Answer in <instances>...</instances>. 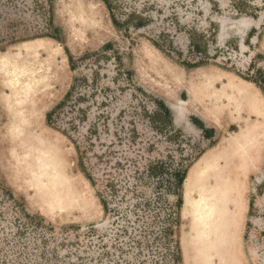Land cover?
I'll list each match as a JSON object with an SVG mask.
<instances>
[{
    "label": "rangeland",
    "instance_id": "374dc122",
    "mask_svg": "<svg viewBox=\"0 0 264 264\" xmlns=\"http://www.w3.org/2000/svg\"><path fill=\"white\" fill-rule=\"evenodd\" d=\"M254 80L264 0H0V264H264Z\"/></svg>",
    "mask_w": 264,
    "mask_h": 264
},
{
    "label": "trees",
    "instance_id": "16d2710c",
    "mask_svg": "<svg viewBox=\"0 0 264 264\" xmlns=\"http://www.w3.org/2000/svg\"><path fill=\"white\" fill-rule=\"evenodd\" d=\"M193 50H195L197 53H200V50H199V46L198 45H195L194 44ZM69 62L73 66V59H72L71 56L69 57ZM253 82L255 84H257L264 91V80H254ZM165 112L166 113H169L168 108H165ZM184 177H185V175L183 176V174H182V176L178 180V183H177L178 186H180L182 184V182L184 180ZM101 202H102V206H103L104 210H107V205H106L105 201L104 200H101Z\"/></svg>",
    "mask_w": 264,
    "mask_h": 264
},
{
    "label": "bare ground",
    "instance_id": "6f19581e",
    "mask_svg": "<svg viewBox=\"0 0 264 264\" xmlns=\"http://www.w3.org/2000/svg\"><path fill=\"white\" fill-rule=\"evenodd\" d=\"M188 103L193 104V99L190 98V101ZM174 110H175L177 115H181V111H182L181 108H175Z\"/></svg>",
    "mask_w": 264,
    "mask_h": 264
},
{
    "label": "crops",
    "instance_id": "0c3cea01",
    "mask_svg": "<svg viewBox=\"0 0 264 264\" xmlns=\"http://www.w3.org/2000/svg\"><path fill=\"white\" fill-rule=\"evenodd\" d=\"M260 88V87H259Z\"/></svg>",
    "mask_w": 264,
    "mask_h": 264
}]
</instances>
